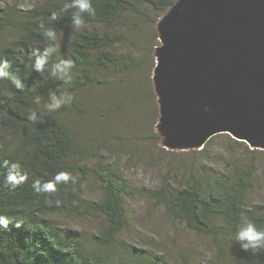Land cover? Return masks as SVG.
Returning a JSON list of instances; mask_svg holds the SVG:
<instances>
[{
  "label": "trees",
  "instance_id": "1",
  "mask_svg": "<svg viewBox=\"0 0 264 264\" xmlns=\"http://www.w3.org/2000/svg\"><path fill=\"white\" fill-rule=\"evenodd\" d=\"M174 1L91 0L96 14H85L80 29L72 27V10H65L69 0H46L27 11L18 5L0 6V60L10 64L4 67L0 62V71L13 74L0 81V215L12 221L8 228L0 226V264H175L162 255L122 245L121 235L130 226L126 203L144 196L174 221L210 238L219 264H264V249L245 252L236 238L246 220L264 230V203L252 199L257 150L246 147L251 162L232 172L208 173L201 168L177 186L168 175L149 190L129 185L109 159L106 140L98 145L90 141L89 116L79 98L91 88L107 87L110 79H118L127 93L114 107L119 116L138 115L140 104L148 101L150 123H157L151 75L143 89L132 81L150 60L152 73L154 47L159 45L157 19ZM53 12L55 21L50 20ZM145 23L150 30H145ZM41 24L56 30V41H46ZM142 33H147L149 44L143 59L134 54ZM49 46L56 52L43 72L34 71L35 56ZM122 46L131 53L121 52ZM62 59L74 64L68 82L57 78L55 65ZM52 93L63 101L59 109L47 108ZM32 111L35 122L28 119ZM149 138L160 143L155 133ZM205 152L208 146L192 153L210 159ZM9 172L25 179L12 187L7 183ZM60 172L70 179L57 183L54 192L38 193L33 187L40 186L38 181H54ZM93 193L98 195L95 200L90 198ZM57 218L100 221V230L90 238L60 227ZM16 222L21 227L15 228ZM180 264L193 263L184 258Z\"/></svg>",
  "mask_w": 264,
  "mask_h": 264
},
{
  "label": "water",
  "instance_id": "2",
  "mask_svg": "<svg viewBox=\"0 0 264 264\" xmlns=\"http://www.w3.org/2000/svg\"><path fill=\"white\" fill-rule=\"evenodd\" d=\"M156 31L161 147L201 151L227 134L264 151V0H175Z\"/></svg>",
  "mask_w": 264,
  "mask_h": 264
},
{
  "label": "rangeland",
  "instance_id": "3",
  "mask_svg": "<svg viewBox=\"0 0 264 264\" xmlns=\"http://www.w3.org/2000/svg\"><path fill=\"white\" fill-rule=\"evenodd\" d=\"M46 0H0V6L18 5L22 11L41 5ZM159 19V18H158ZM157 19V21H158ZM145 30L149 26L145 23ZM135 48V57L146 58L149 44L145 41L147 33L139 34ZM159 42V41H158ZM156 45L154 49L157 47ZM120 51L131 53L128 47ZM119 51V52H120ZM155 62V59H154ZM153 63V62H152ZM151 60L146 62L145 72L132 81L134 86L143 89L147 78H152ZM155 66V64H154ZM154 69V68H153ZM153 72V70H152ZM118 79H110L107 87L91 88L80 96V102L89 118L90 141L100 144L106 140L109 159L114 161L124 173L127 182L135 189L158 188L170 175L171 184L177 186L192 173L232 172L235 167L246 166L251 160L246 155V147L234 143L227 134H220L206 144L210 159L192 152H172L161 147L160 143L149 137L155 133V126L148 118V101L139 106L138 115L119 116L115 105L126 97ZM128 103V102H127ZM134 115L135 117L133 118ZM133 119V120H132ZM73 121L74 117H70ZM132 120V121H131ZM236 141V140H235ZM255 158V189L252 199L255 203H264V151L257 150ZM197 152V151H196ZM98 195L91 194L95 200ZM130 217L129 230L121 235V242L126 249H143L155 255H162L172 263L180 264L184 258L193 264H219L214 256L213 241L186 228L180 222L171 219L162 206H157L148 197L130 199L126 203ZM58 225L65 230L81 231L87 237H94L100 230V221L81 218H57Z\"/></svg>",
  "mask_w": 264,
  "mask_h": 264
},
{
  "label": "clouds",
  "instance_id": "4",
  "mask_svg": "<svg viewBox=\"0 0 264 264\" xmlns=\"http://www.w3.org/2000/svg\"><path fill=\"white\" fill-rule=\"evenodd\" d=\"M65 10H72V27L74 29L82 28L86 21L84 19V15L87 14L88 16H95V9L92 6L91 0H69L68 3L65 4ZM57 19V13L53 12L51 14L50 20L55 21ZM42 30V34L46 41H56L57 39V32L54 28L48 27L44 29L43 24L40 25ZM56 52V48L49 46L45 49V51L41 54H37L35 56L34 62L32 63V69L36 72H43L45 70V66L48 62V58L50 55ZM3 63L4 67H10L8 60H0ZM74 64L71 59L68 60H60L59 64L55 65L56 72L58 73V79L63 80L65 82L70 81L71 79V69L73 68ZM12 73L10 72H3L0 71V81H5V78H12ZM17 87H20L17 84ZM63 95V93H62ZM51 96V103L47 105L49 110H56L59 109L63 103L61 99H59L54 93L50 94ZM69 100L72 99L71 96L68 97ZM39 100V98H37ZM28 119L35 122L36 111H32ZM15 167V165H14ZM25 178L19 177L15 174L9 172L7 174V183L10 184L12 187H16L20 182H22ZM70 176L66 172H60L55 176L54 181H49L46 183L41 184L40 181L38 183L40 186L37 188L35 185L33 187L38 193H51L56 190L55 185L60 182H68ZM57 204L60 201H56ZM12 223L10 219L6 216L0 215V226L3 228H8L9 224ZM15 228L21 227V223L16 222L14 223ZM237 240L241 242V249L245 252L251 250L255 253L257 250L264 249V230L257 227V225L250 221L246 220V222L240 227Z\"/></svg>",
  "mask_w": 264,
  "mask_h": 264
}]
</instances>
